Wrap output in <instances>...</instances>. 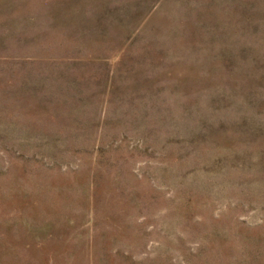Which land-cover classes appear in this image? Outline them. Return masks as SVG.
<instances>
[{
  "label": "rangeland",
  "instance_id": "374dc122",
  "mask_svg": "<svg viewBox=\"0 0 264 264\" xmlns=\"http://www.w3.org/2000/svg\"><path fill=\"white\" fill-rule=\"evenodd\" d=\"M0 264H264V0H0Z\"/></svg>",
  "mask_w": 264,
  "mask_h": 264
}]
</instances>
